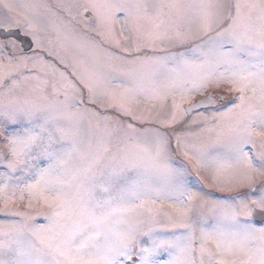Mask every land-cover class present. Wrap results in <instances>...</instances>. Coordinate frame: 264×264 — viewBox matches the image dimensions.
I'll return each instance as SVG.
<instances>
[{
	"label": "snow or ice",
	"instance_id": "obj_1",
	"mask_svg": "<svg viewBox=\"0 0 264 264\" xmlns=\"http://www.w3.org/2000/svg\"><path fill=\"white\" fill-rule=\"evenodd\" d=\"M39 7L0 0V264H264V0H80L124 55L64 70Z\"/></svg>",
	"mask_w": 264,
	"mask_h": 264
},
{
	"label": "rangeland",
	"instance_id": "obj_2",
	"mask_svg": "<svg viewBox=\"0 0 264 264\" xmlns=\"http://www.w3.org/2000/svg\"><path fill=\"white\" fill-rule=\"evenodd\" d=\"M14 3H20L22 0H12ZM26 3H33L41 5V7L35 9L30 15H32L33 22L39 28L38 36L41 39V43L45 45L51 51L52 56H48L45 52L44 55L47 59L54 60L57 66L64 70L63 64L59 63L57 57L62 58L70 66L80 60H86L92 62L93 60H104L105 52L119 53V49L114 48L111 44H103L104 51H96L88 46L89 39L99 41V37L92 31L94 24L86 21L89 20L91 13L87 16L84 14L81 17L76 8H73L71 14L67 12L63 6L80 2V0H23ZM117 36L120 34V27H116ZM127 33L123 37H120L122 43L128 46ZM124 55V53H119ZM71 67L68 71L71 72ZM216 91H226L224 89H217ZM198 98V97H197ZM171 103V101H169ZM148 107V105L141 104L140 108ZM114 110H109V114H112ZM182 159V158H181ZM2 171V169H0ZM189 181L197 190H203L205 193H211L216 197H224L231 195L229 192H222L218 188L210 185V179L205 174H197L189 167ZM241 191H246L243 189ZM15 210L20 212H29L30 209L24 207L21 204ZM4 213L0 212V219H4ZM19 219V217H16ZM45 221L41 217H37L36 223H44Z\"/></svg>",
	"mask_w": 264,
	"mask_h": 264
},
{
	"label": "flooded vegetation",
	"instance_id": "obj_3",
	"mask_svg": "<svg viewBox=\"0 0 264 264\" xmlns=\"http://www.w3.org/2000/svg\"><path fill=\"white\" fill-rule=\"evenodd\" d=\"M89 13H85V15L87 16ZM19 41H23V43L25 44V45H27V44H30L31 43V38L30 37H24V36H20V37H18V42ZM25 51H28V49L27 48H25Z\"/></svg>",
	"mask_w": 264,
	"mask_h": 264
},
{
	"label": "water",
	"instance_id": "obj_4",
	"mask_svg": "<svg viewBox=\"0 0 264 264\" xmlns=\"http://www.w3.org/2000/svg\"><path fill=\"white\" fill-rule=\"evenodd\" d=\"M198 99H200V98H198ZM187 107V106H186Z\"/></svg>",
	"mask_w": 264,
	"mask_h": 264
}]
</instances>
